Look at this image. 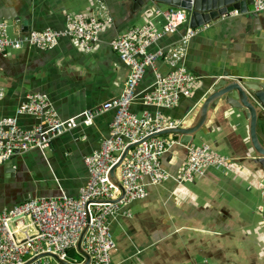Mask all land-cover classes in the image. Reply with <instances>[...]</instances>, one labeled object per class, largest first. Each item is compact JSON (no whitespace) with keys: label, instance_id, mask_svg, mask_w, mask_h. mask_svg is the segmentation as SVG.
I'll list each match as a JSON object with an SVG mask.
<instances>
[{"label":"crops","instance_id":"1","mask_svg":"<svg viewBox=\"0 0 264 264\" xmlns=\"http://www.w3.org/2000/svg\"><path fill=\"white\" fill-rule=\"evenodd\" d=\"M67 1L0 0V7H13L19 16L25 17L32 31L60 30L67 15L85 14L98 2L104 4L112 19L111 27L102 35L103 43L89 54L80 52L69 39L61 40L50 51L25 47L6 56L0 54L3 92L0 117L14 116L25 96L32 93L46 96L61 119L96 109L120 95L127 68L107 42L143 24L145 11L155 5L134 12L131 1L121 4L115 0H84L87 5L81 10H68ZM239 20L237 16L223 17L206 25L190 40L184 64L198 79L191 97L181 98L171 110H157L137 99L130 111L137 116L144 112L155 115L160 111L188 125L198 112L197 89L206 77L227 72L234 78L264 82V12L260 21L252 26L250 23L243 25ZM12 24L13 33L14 27H22L20 22ZM152 26L160 33L162 20H154ZM184 29L182 26L175 34L161 38L152 50L177 43ZM14 36L15 33L11 37ZM156 69L161 73L168 71L161 61L157 62ZM153 82V72L147 69L138 92L148 90ZM113 115V110L99 114L92 126L79 127L54 139L44 152L31 149L16 155L11 160L15 163L11 173L1 166L0 212L29 198L56 197L64 193L76 199L79 188L87 180L83 158L96 151L108 137ZM18 124L29 129L35 119L22 116ZM259 125L258 135L264 140V122ZM205 128L208 135H196L200 145H209L232 159L233 171L224 175L221 171L208 170L204 177L181 185L169 180L149 186L144 200L135 201L126 208L128 210L135 203L147 206L137 220L130 222L132 215L128 210L129 217L110 222L111 234L113 229L120 230L112 254L117 260L115 264H210L209 260L212 264H236L231 263L227 247L236 242L235 237L245 240L253 236L260 222H256L260 203L255 210L254 207L259 201L255 197L260 192L261 177L248 160L251 149L246 121L237 127L226 116L216 114L212 117L209 113ZM185 156V149L174 148L163 160L166 171L175 175ZM253 251L255 254V247ZM257 260L250 264H264V256ZM239 264L248 262L240 259Z\"/></svg>","mask_w":264,"mask_h":264},{"label":"built area","instance_id":"2","mask_svg":"<svg viewBox=\"0 0 264 264\" xmlns=\"http://www.w3.org/2000/svg\"><path fill=\"white\" fill-rule=\"evenodd\" d=\"M252 1L254 12H264V0ZM145 12L143 24L131 27L107 42L127 68V77L118 97L96 109L61 119L46 96L32 93L25 96L14 116L0 117L1 167L31 149L44 152L54 139L79 127H90L99 114L114 111L108 137L96 151L83 158L87 180L79 188L76 199L64 193L56 197L29 198L0 212V264H26L41 254H53L68 264H83L85 259L76 250V244L85 227L81 248L89 257L88 264H112L116 247L110 222L129 217L127 206L144 200L149 186L169 180L181 185L204 177L208 170L221 171L224 175L233 171L232 159L202 144L185 149V159L178 172L172 175L164 168L163 160L177 141L171 136L144 140L155 133L178 128L182 120L172 119L160 111L155 115L144 112L137 116L130 111L132 103L140 99L145 106L171 110L181 98L193 95L198 79L186 69L184 58L190 40L207 27L191 28L190 14L184 8L155 5ZM236 16L239 13L231 11L223 17ZM157 19L162 20L160 33L152 26ZM111 24L107 8L99 2L85 14L67 15L60 30L22 34L21 27H14L15 36L11 37L9 23L0 20V54L6 56L25 47L50 51L63 39L74 41L80 52L89 54L103 43L102 35ZM182 26L185 29L177 43L152 50L158 40L175 34ZM158 61L168 68L166 73L156 69ZM147 69L153 72L154 82L148 90L139 93L137 89ZM2 96L0 88V98ZM22 116L34 118L35 124L29 129L22 128L18 124V118ZM135 143L140 144L128 151L118 167L119 177L115 170L123 190V197L118 200L120 191L110 181L109 172L122 152ZM70 250L74 256L69 255ZM47 259L39 258L29 264H50ZM55 264L59 263L55 261Z\"/></svg>","mask_w":264,"mask_h":264},{"label":"water","instance_id":"3","mask_svg":"<svg viewBox=\"0 0 264 264\" xmlns=\"http://www.w3.org/2000/svg\"><path fill=\"white\" fill-rule=\"evenodd\" d=\"M131 2L134 12L140 11L151 4L184 8L190 14L189 26L191 28H197L216 22L231 11H237L239 13L237 19L239 18V21H243V25L250 23L252 26L261 19V13L253 11L252 0H131ZM0 20L11 23L20 22L22 34L32 31V27L29 25L28 20L23 16H19L13 7H0ZM197 90H199L198 99L195 103L198 102L200 105L194 120L188 125L182 123L176 129H168L155 133L144 140L157 136H172L177 141L175 148L186 149L193 144L196 135L199 133L203 135L209 134L205 128L209 113L212 117L216 114L226 116V118L237 127H239L242 122L246 121L248 144L251 149L248 160L254 165L255 172L261 177V182L259 183L261 185L258 189L260 191V207H257V214L260 222L257 227L264 233V140L258 135L259 124L264 122V82L234 78L229 76L227 72H224L220 76L206 77L200 82V86ZM184 121L186 122V120ZM139 144L140 143H135L128 146L109 172L110 181L120 191L118 200L123 197V190L115 175V170L124 160L128 151ZM14 165V161L4 164L5 172L11 173ZM86 230L87 227L83 229L76 244V250L85 259L83 264L89 263L88 255L81 248V242ZM43 257H51L59 264H68L59 260L53 254H41L26 264Z\"/></svg>","mask_w":264,"mask_h":264},{"label":"rangeland","instance_id":"4","mask_svg":"<svg viewBox=\"0 0 264 264\" xmlns=\"http://www.w3.org/2000/svg\"><path fill=\"white\" fill-rule=\"evenodd\" d=\"M113 1V0H112ZM116 2H120L121 4L124 3H128L131 0H115ZM87 5V2L84 0H68L66 2V8L68 10H81V8H84ZM140 25V24H138ZM8 33L10 36H12L13 33V24L9 22V30ZM200 142L198 137L194 140L193 142V146H199ZM116 173L119 177V168H117ZM257 197H255V199L259 201L255 202V207L254 210L256 208V206L259 204L260 202V195L257 192ZM147 206H143L142 203H135L133 205H131L128 210L130 211L132 218L130 220V222L137 220L138 215L141 214L142 212H144L146 210ZM260 219L257 217L256 222H259ZM122 227H125V224H121ZM253 228L251 227V230ZM120 230L117 229L116 232L114 231V229L112 230V235H113V239L115 242V239H117L116 237L119 235ZM251 235V234H250ZM248 234V236H250ZM253 236L249 237V239L251 241H249V239H245V240H240L238 239V237H235L236 242L234 244H230L226 249L230 255V257H232L231 259V263H236L239 264V260L242 259V261L247 260L248 264H250L251 261L256 262L258 261L257 259H260V257L264 256V233L263 231L259 228L256 227L255 232L252 233ZM254 247H255V254H254ZM117 250L119 251V246H117ZM49 261L50 264H55V261L53 258L48 257L47 259ZM117 262L116 258H114L112 256V264H115ZM209 263L212 264V261L209 260Z\"/></svg>","mask_w":264,"mask_h":264},{"label":"trees","instance_id":"5","mask_svg":"<svg viewBox=\"0 0 264 264\" xmlns=\"http://www.w3.org/2000/svg\"><path fill=\"white\" fill-rule=\"evenodd\" d=\"M69 255H70V256H74V255H75V253L73 252V250H70V251H69Z\"/></svg>","mask_w":264,"mask_h":264}]
</instances>
